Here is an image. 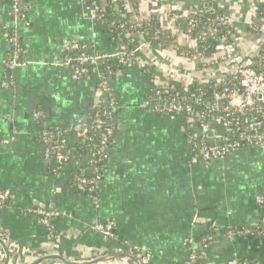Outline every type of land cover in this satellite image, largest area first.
<instances>
[{
  "label": "crops",
  "instance_id": "obj_1",
  "mask_svg": "<svg viewBox=\"0 0 264 264\" xmlns=\"http://www.w3.org/2000/svg\"><path fill=\"white\" fill-rule=\"evenodd\" d=\"M136 3L147 18L165 21L170 19L165 11L209 5L228 21L244 55L256 53L264 39V29L258 35L248 32L264 0H168L160 4L162 11L149 0ZM11 5V0L0 2V191L9 192L0 208V238L10 251L9 264H31L47 254L87 260L131 248L149 253L150 264H183L190 237L201 256L198 264L245 259L264 264V248L240 234L264 223V207L257 201L264 193V124L261 144L244 142L204 162L189 137L204 135L209 143L220 142L227 131L223 120L214 116L201 128L193 116L170 118L147 101L149 89L165 74L178 87L194 81L216 84L228 74V66L199 68L198 59L187 56L178 23L173 33L178 41L165 45L161 40V45L151 31L130 33L136 52L127 64L116 67L113 60L112 75L102 77L92 69L77 79L62 50L63 40L116 54L128 45L124 35L110 34L87 0H20L16 29L24 51L9 71L4 61L13 26ZM109 6L101 2L103 9ZM110 9L115 13L112 22L120 21L118 11ZM111 104L116 128L96 188L78 191L71 175L87 167L89 157L73 151L79 146L77 129L94 108ZM43 130L58 131L65 139L68 159L56 169L39 139ZM38 211L54 214L48 226ZM105 221L114 224L111 238L94 229ZM207 236L208 244L201 246ZM38 264L62 263L49 259ZM96 264L133 263L113 258Z\"/></svg>",
  "mask_w": 264,
  "mask_h": 264
},
{
  "label": "built area",
  "instance_id": "obj_2",
  "mask_svg": "<svg viewBox=\"0 0 264 264\" xmlns=\"http://www.w3.org/2000/svg\"><path fill=\"white\" fill-rule=\"evenodd\" d=\"M87 1L98 19L101 18L102 14L111 12V9L110 11L108 10L109 7H114L118 11L121 20H125L119 21L116 24L115 32L117 35L118 33L124 35V39L127 40L128 45L120 47L121 49L116 54H108L98 52L84 43L63 40L61 47L66 54L67 62L72 67L75 78L79 79L87 75L92 69L98 71L102 77L110 76L114 72L113 67L109 64L111 60H116L117 66L127 64L136 52L135 38L130 33L136 32L144 36L148 35L151 31L143 27V23L148 24L151 20H155L158 23V27L153 32L155 39H160L161 42L162 38H168L172 42H176L178 41V36L175 37L176 34H173L175 31H178L176 25L181 21H185L186 30L180 31V34L182 35V39H185L184 45L189 48L188 54L186 53L187 56L198 59V64L202 67L225 63L229 69L227 75L233 81L231 82L232 85L224 83L227 78V75H224L216 83L217 90L209 96H206L202 92L183 94L178 86L170 84L169 76L165 74L163 75L164 80H162L165 83L161 84L162 81H160L157 85L152 86L147 94V101L154 103L159 113L165 114L170 118H174L180 114L193 116L199 121L201 128H205L206 123L214 116L223 120L227 131L220 139L222 143H209L204 138V135L198 138L195 137V141L197 142L193 144V147L198 150V156L204 162H208L232 149H236L244 142L261 144L260 128L264 124V39L261 40L260 47L256 53L244 55L237 49L230 29L224 33L221 32V28L229 27L228 21L222 15L208 18L206 21H199L200 18L195 16L202 15L203 11L190 7L186 11H165L167 16L170 17L169 20L165 21L155 19V17L147 18V14L144 13L145 10L140 7L134 6L132 8L130 2H136V0H106V3L109 2L110 6L104 9L101 7L103 0ZM149 1L154 5H158V10L162 11L163 9L160 8V4L168 0ZM11 2L13 26L8 36L9 51L4 61L9 71L17 65L24 51L16 29L22 16L20 0H11ZM263 29L264 7L254 13L248 32L251 35H258ZM210 41L214 42V49L205 55L203 53H205L206 46ZM172 47L174 48V46ZM182 89L186 91L187 87H182ZM224 98L229 99L227 103L223 101ZM254 105H257L256 109L253 107ZM195 106L201 108L196 110ZM108 107V110L103 111L100 115H96L91 121L79 124L77 129L80 147L85 148L84 151L79 148L81 150L79 152L88 155L89 161L86 168L94 173V176L91 178L75 175L74 185L78 191L93 192L99 180L102 163L106 157L107 145L113 137L115 129L111 122V115L115 106L111 104ZM232 114H236V116ZM39 116L40 112L37 111L35 118L38 119ZM101 116L110 122L100 120ZM98 128H102L99 134L97 133ZM232 132L238 133L235 140L231 139L230 133ZM97 135L99 137L95 150L87 153L88 145L93 140V136ZM39 139L45 145V155L47 158H53L58 164L68 159V156L63 152V147L66 145L65 139L58 131L43 130L39 134ZM97 163H100L99 167L96 166ZM8 197L9 192L7 190L0 191V208L6 204ZM257 201L264 207V193H261L257 197ZM38 212L39 215H42L43 223L48 226L49 217L54 214L45 211ZM253 228L240 231V234L264 235V223L255 226V229ZM94 229L107 238L113 237L114 224L112 221L97 222L94 225ZM209 240L210 236L202 238L200 241L201 246H206ZM188 242L190 244L189 258L183 264H198L197 261L201 256L195 249L196 240L190 237ZM126 253L135 256L140 264H150V255L147 252L131 248ZM0 257H4L1 247ZM243 264H246V262ZM253 264L262 263L255 260Z\"/></svg>",
  "mask_w": 264,
  "mask_h": 264
},
{
  "label": "trees",
  "instance_id": "obj_3",
  "mask_svg": "<svg viewBox=\"0 0 264 264\" xmlns=\"http://www.w3.org/2000/svg\"><path fill=\"white\" fill-rule=\"evenodd\" d=\"M131 3V7L132 8H134V6H136V7H138V3H136V2H130ZM207 6H209V5H205L204 3H202V4H200L199 6H197L195 9H199V10H202L203 11V14L202 15H200V16H195V17H199L200 19H199V21H203V20H205L206 21V19H208V18H214V17H216V16H221V13L220 12H218L217 10H213L212 12H210V10L207 8ZM210 7V6H209ZM115 13L112 11V13H104V14H102V16H101V18H99V20L101 21V22H103L105 25H106V28H107V30L109 31V33L110 34H113V33H115V30H116V24L119 22H112V20L113 19H115V15H114ZM125 19H123V20H120V21H124ZM181 23V27L183 28V30L185 31L186 29H185V21H181L180 22ZM143 27H145V28H148V29H150L151 30V32H154V29L156 28V27H158V23L155 21V20H151L150 22H148V24H146V23H143ZM198 30V29H197ZM226 31H229V27H227V28H221V32H226ZM161 40H163L164 42H165V45H167L168 43H172L171 42V40L170 39H168V38H162ZM213 46H214V42H211L210 41V43L206 46L207 48H206V50L204 51L205 53H203V54H208V53H210V52H212L213 51ZM110 63H113V60H111V61H109V64ZM199 66V68H204V67H202L200 64H198ZM116 67H117V65H115ZM114 66V67H115ZM215 66H217V64H215L213 67H215ZM231 82H233L232 80H231V78L227 75V78L225 79V81H224V83L226 84V85H228V84H230V85H232L231 84ZM179 90L181 91V93H183V94H197V93H199V92H202V93H204L206 96H209V95H211L214 91H216L217 90V86H216V84L215 83H213V82H197V81H194V82H192V83H190L188 86H187V90L185 91V90H183L182 89V87L180 88L179 87ZM228 98H224L223 99V101L225 102V103H227L228 102ZM255 109L257 108V105H254L253 106ZM199 108H201V107H197V106H195V109L196 110H199ZM109 109V107L108 106H105V107H98V108H94L93 110H92V113L90 114V116L88 117V119H87V122L88 121H91L94 117H96V115H100L103 111H105V110H108ZM232 115H235L236 116V114H232ZM238 115V114H237ZM242 117V116H241ZM100 120H102V121H105V122H110V121H107V119H105V118H103L102 116L99 118ZM111 122H112V124H113V126H114V128H116V123H115V121H114V112H112V115H111ZM102 131V128H98L97 129V133L99 134V132H101ZM115 133V130H114V132H113V134ZM236 134H238V133H236V132H232V133H230V135H231V139H233V140H235L237 137H236ZM98 135L97 136H93V140L90 142V145H88V151H87V153H89V151H92L93 152V150H95V148H96V143L98 142ZM196 139H191L190 137H189V141H190V143H191V141L193 142V141H195ZM197 141H195V143H196ZM220 143H222V142H220ZM192 144V143H191ZM81 145L79 144V146H77L73 151H74V153H78L79 151H81V150H85V148H81L80 147ZM79 148H81V150H79ZM51 164L52 165H54V167H55V169L57 168V163L54 161V160H51ZM96 166H100V163H97V165ZM75 175H78V176H80V177H83V178H91V177H93L94 176V173L93 172H91V170H87V168L85 167V168H82L81 170H78L76 173H73L72 175H71V182H72V184H75V181H74V177H75ZM87 192V191H86ZM88 193V192H87ZM253 229H255V227L253 228ZM244 262H246V264H253L254 262H255V259H245L241 264H243Z\"/></svg>",
  "mask_w": 264,
  "mask_h": 264
},
{
  "label": "water",
  "instance_id": "obj_4",
  "mask_svg": "<svg viewBox=\"0 0 264 264\" xmlns=\"http://www.w3.org/2000/svg\"><path fill=\"white\" fill-rule=\"evenodd\" d=\"M212 11L213 10H210V12ZM247 238L251 239L252 242H254L258 248H264V235H248ZM0 247L4 255L3 264H9L10 251L7 247V244L2 239H0ZM113 258H126L130 260L133 264H140L139 260L135 256L131 254H127V253H121V252L108 253V254H104L99 257H96L93 259H87V260H69L59 254H47V255H43L41 257L36 258V260L32 262L31 264H38L43 260H49V259L57 260L62 264H96V263H100L102 261H106V260L113 259Z\"/></svg>",
  "mask_w": 264,
  "mask_h": 264
}]
</instances>
